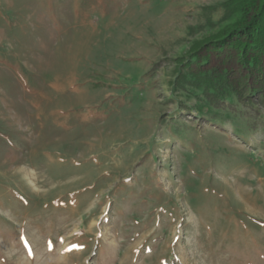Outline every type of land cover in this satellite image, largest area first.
Here are the masks:
<instances>
[{"label": "rangeland", "instance_id": "1", "mask_svg": "<svg viewBox=\"0 0 264 264\" xmlns=\"http://www.w3.org/2000/svg\"><path fill=\"white\" fill-rule=\"evenodd\" d=\"M223 1L0 0V264H264V111L174 83Z\"/></svg>", "mask_w": 264, "mask_h": 264}, {"label": "trees", "instance_id": "2", "mask_svg": "<svg viewBox=\"0 0 264 264\" xmlns=\"http://www.w3.org/2000/svg\"><path fill=\"white\" fill-rule=\"evenodd\" d=\"M221 6L212 40L189 46L176 61L174 83L200 94L208 112L239 107L258 115L264 111V0H224Z\"/></svg>", "mask_w": 264, "mask_h": 264}]
</instances>
